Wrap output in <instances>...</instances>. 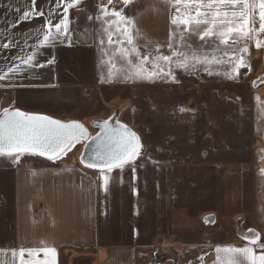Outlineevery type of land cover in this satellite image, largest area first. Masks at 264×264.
<instances>
[{
  "label": "crops",
  "instance_id": "1",
  "mask_svg": "<svg viewBox=\"0 0 264 264\" xmlns=\"http://www.w3.org/2000/svg\"><path fill=\"white\" fill-rule=\"evenodd\" d=\"M102 3L106 4L107 0H81L80 5L69 9L71 41L65 39L55 42L54 46L41 48L37 60L44 63L54 58V64L19 74L14 87H0V115L4 108L20 109L66 123L89 124L90 111L98 106L94 95L98 90L115 88V83H104V77L120 75L119 62H124L114 45H107L106 37L105 46L102 48L99 44L102 31L96 16L97 6ZM114 4L117 10L123 9L126 16L133 18V36L142 49L155 48L157 44L164 47L171 33L181 31L170 22L174 16L195 15V7L175 4L174 0L168 3L130 0L128 5H123L122 0H114ZM55 6L56 0H36L34 6L32 0H0V70L6 71L12 63L19 62L13 57L33 51L48 30L46 22L50 12L53 24L59 22L63 7ZM34 10H43L44 16L16 23L18 16ZM201 11L206 9L201 8ZM88 16L92 17L91 21ZM248 27H259L258 16L255 24ZM186 35L193 46L191 51L206 53L210 58L219 56L227 61L228 57L223 54L225 51L231 54L232 47L248 48L247 53H239L245 62L252 63L264 57V44L256 45V39L264 40V33L240 40L235 45L230 38L223 50L217 47V37L205 43L195 35ZM175 39L179 40V35ZM4 44L12 47L5 49ZM109 61L117 65L116 75H109ZM202 66L205 67H197L198 72H193L192 78L212 76L214 83V74L200 73ZM218 75V81L226 83L229 80L227 73ZM237 77H240V71ZM250 92L255 95L250 101V117L245 123L249 146L243 150L248 159L240 169L248 174L240 185L245 189V197L240 198V210L245 215L243 228H236L233 223L229 195L227 210L216 207L208 212L206 229L185 231L184 235L182 232L160 234L157 235L160 239L153 241L117 240L116 237L133 234L125 229L102 228L107 212L101 202L103 187L99 172L81 163L82 151L79 152L77 145L60 160L31 153L22 155L19 163L0 157V264H20L21 248L40 247L56 249L54 256L45 257L44 253H39L38 259L47 260L48 264H232L242 257L224 251L226 248L251 246L259 254L262 249L251 245L246 237L250 238L249 230H252L259 233L258 243L264 244V171H261L264 169V83L254 89L250 87ZM103 121L95 120V124ZM24 258L32 259L27 252Z\"/></svg>",
  "mask_w": 264,
  "mask_h": 264
},
{
  "label": "rangeland",
  "instance_id": "2",
  "mask_svg": "<svg viewBox=\"0 0 264 264\" xmlns=\"http://www.w3.org/2000/svg\"><path fill=\"white\" fill-rule=\"evenodd\" d=\"M179 47L178 51L191 54L193 46ZM217 47L223 50L225 46L219 43ZM145 49L140 48L142 54H154L155 48ZM160 51L171 54L167 44ZM246 63L240 77L226 83L216 78L230 72L227 63L210 66L214 83L212 76L193 79L197 69H174L175 80H129L125 77L128 66L121 61L120 75L104 77L103 82L115 83V88L97 91L94 97L98 106L90 111V122L84 127L94 136L99 131L95 120L114 117L137 133L143 148L135 163L134 181L130 167L122 173L114 169L109 190L102 188L101 202L107 212L103 229H125L133 236L116 239L127 242L201 231L208 228L210 210L229 208V195L233 223L243 228L245 215L240 210V198L245 197V189L240 185L248 174L240 169L248 159L243 150L249 146L245 123L255 95L250 87L264 83V57ZM200 70L208 73L203 66ZM181 108L185 111L181 112ZM78 145L79 152L83 151L84 142Z\"/></svg>",
  "mask_w": 264,
  "mask_h": 264
},
{
  "label": "snow or ice",
  "instance_id": "3",
  "mask_svg": "<svg viewBox=\"0 0 264 264\" xmlns=\"http://www.w3.org/2000/svg\"><path fill=\"white\" fill-rule=\"evenodd\" d=\"M163 2L168 3L169 0H163ZM174 2L195 7V15L189 13L186 16L178 15L171 19V24L181 31L170 34L167 43V48L171 50L170 55L163 54L160 51L163 45L159 44L156 45L154 54H142L133 36L135 28L133 18L126 16L123 9L117 10L114 0H107L106 4L102 3L97 6L96 19L101 22L102 31L100 46L102 48L105 46L104 37H106L108 46H116V52L128 66L125 77L129 80L151 81L166 78L175 80L174 69L190 72L195 71L200 65H205L204 71L211 75L210 66L213 63L229 64L230 72L227 76L229 79H236L240 69L247 67L244 57L239 55L241 52L247 53V47L242 49L232 47L231 54L225 51L223 55L228 57L227 61H224L223 57L212 56L210 58L206 53L200 54L195 50L189 54L178 51L177 48L179 46L192 47L189 36L186 34L195 35L205 43L217 37L222 45H228L230 38L235 45L245 38L252 39L259 36L264 33V0H207V3L204 0H174ZM122 3L128 5L130 0H122ZM32 4L34 6L36 0H32ZM80 4L81 0H63V4L62 0H56L55 7H63L62 18L58 23L53 24L50 18L51 12L49 13V19L46 22L48 30L44 33L43 39L34 46L33 51L25 56L13 57L14 61L19 62L12 63L6 71L0 70V87H14L19 74L54 64V58L40 63L37 60V53L45 46H54L55 42H63L65 39L71 41L69 9ZM109 6L112 7L109 8ZM201 8L206 11H201ZM176 11L179 13L180 9L177 8ZM36 16L43 17V10L25 11L22 16L16 18V23ZM209 16L211 19L208 18ZM257 16L259 27H248L250 24H255ZM87 19L91 21L92 17L88 16ZM177 35H179V43L175 39ZM125 43L127 46H124ZM261 44H264V40L256 39L257 47ZM3 47L9 49L12 45L4 44ZM109 63V75H116L114 70L117 69V65L111 61ZM180 111L184 112L185 109L181 108ZM113 120L114 117L104 120L102 132L92 137L84 125L78 121L64 123L47 115L4 108L0 115V157H7L12 162L19 163L22 155L31 153L47 157L49 160H60L83 141L84 151L80 154L81 163L87 168L99 169L102 187L107 192L114 169H119L122 173L126 167H130L133 181L136 179L135 163L141 157L143 148L136 132L118 120H115L116 127H112L110 122ZM249 232L250 238L246 237V239H249L251 245H256L262 250L257 254L251 246L226 248L224 251L236 253L242 257V260H234L232 264H264V244L258 243L259 233H253L252 230ZM216 251L219 253L221 249L218 247ZM26 252L32 259L24 258ZM41 252L45 257L54 256L56 249L54 247L21 248L19 250L20 264H48L47 260L38 259ZM12 256H16L15 250Z\"/></svg>",
  "mask_w": 264,
  "mask_h": 264
},
{
  "label": "water",
  "instance_id": "4",
  "mask_svg": "<svg viewBox=\"0 0 264 264\" xmlns=\"http://www.w3.org/2000/svg\"><path fill=\"white\" fill-rule=\"evenodd\" d=\"M64 123H66V122H64ZM110 123H111L112 127H116V125H115V119L113 121H111ZM101 132H102V122L99 123V131L94 136H96L98 133H101ZM94 136H92V137H94ZM83 151H84V148H83ZM89 151H91V149H89Z\"/></svg>",
  "mask_w": 264,
  "mask_h": 264
}]
</instances>
